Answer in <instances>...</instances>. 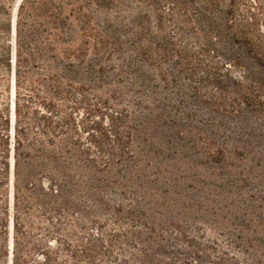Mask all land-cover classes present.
<instances>
[{"label":"rangeland","instance_id":"rangeland-1","mask_svg":"<svg viewBox=\"0 0 264 264\" xmlns=\"http://www.w3.org/2000/svg\"><path fill=\"white\" fill-rule=\"evenodd\" d=\"M20 2L0 7V34L11 31L14 50ZM106 2L98 12L85 5L94 27L110 36L105 49L126 52L148 40L165 46L170 59L160 64L162 70L142 64V81L125 84L114 98H92L80 115L84 122L107 124L104 106H121L138 121L129 131L136 158L114 169L97 196L122 208L88 210L90 198L80 194L68 211L56 207L59 198L36 189L48 213H41L42 231L35 236L42 244L54 242L51 236L67 211L82 231H95L96 221L104 222L106 233L115 230L117 248L110 254L105 244L97 264H215L217 258L229 260L224 264H264V109L244 104L243 88L235 82L254 77L264 85V65L250 45L264 53V0ZM172 3L181 8L179 22L171 18ZM34 17L33 25L23 26V35L34 40L30 48L58 47ZM77 32L74 46L97 48L92 39L84 45ZM104 80H113L111 69ZM13 89L12 84V97ZM13 108L12 102V118ZM12 172L11 166L10 186L0 187V207L10 206V251ZM3 218L8 216L0 212ZM5 254L0 251V264H7Z\"/></svg>","mask_w":264,"mask_h":264},{"label":"trees","instance_id":"trees-1","mask_svg":"<svg viewBox=\"0 0 264 264\" xmlns=\"http://www.w3.org/2000/svg\"><path fill=\"white\" fill-rule=\"evenodd\" d=\"M11 1L1 0L0 7ZM106 1L21 0L15 50L11 31L0 34V187L10 186L12 166L14 198L11 251L10 206L0 207V212L8 216L0 222V251L6 253L7 264L10 255L11 264H97L103 261L99 256H105V244L110 254L117 248L115 230L106 233L104 222L96 221L95 231H82L67 211L58 220L56 236H51L54 242L42 244L35 236L36 231H42L41 213L43 210L48 213L34 195L36 189L46 196L59 198L56 207L66 206L68 211L78 205L72 199L81 198L80 194L90 198L88 210L122 208L119 202L110 204L97 196L101 195L102 183L113 175L114 169L136 158L129 131L130 125L138 121L128 108L121 106H104L108 111L107 124L105 120L90 124L80 115L92 98H114L113 94H121L125 84L142 81L143 75L138 72L142 64L159 68L170 59L165 46L148 40L145 44L135 43L126 52L105 49L110 36L94 27L92 13L85 11V5L95 6L98 12L108 7ZM172 4L176 8L171 10V18L179 22L177 11L181 8L177 3ZM35 14L36 19L42 20L41 30L49 32L58 47L30 48L34 40L32 35H23V26L33 25ZM108 21V26L116 22L115 17ZM76 29L84 35L79 38L84 45L92 39L97 48L91 51L74 46ZM250 45L256 60L264 65L260 46L254 42ZM175 54L179 57L182 53L175 50ZM108 68L112 70L113 80L106 84L104 77ZM123 77L130 80L124 81ZM215 77L216 74L211 78ZM225 77L232 80L230 74ZM235 82L243 88L244 104L264 109L261 82L254 77ZM217 260L215 264L229 261Z\"/></svg>","mask_w":264,"mask_h":264}]
</instances>
